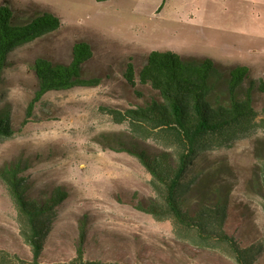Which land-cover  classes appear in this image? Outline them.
Wrapping results in <instances>:
<instances>
[{
    "label": "rangeland",
    "instance_id": "1",
    "mask_svg": "<svg viewBox=\"0 0 264 264\" xmlns=\"http://www.w3.org/2000/svg\"><path fill=\"white\" fill-rule=\"evenodd\" d=\"M1 6L10 7L16 25L39 13L62 21L58 31L13 51L0 82V120L9 118L13 132L0 139V171L19 167L29 200L48 202L57 190L68 194L55 209L40 262L69 263L82 246L87 260L108 264H234L217 252L181 244L170 221L158 222L138 209L156 198L151 176L138 159L119 150L160 148L115 123L110 110L158 98L149 86L131 88L124 73L130 59L139 73L151 52L162 51L185 61H213L223 75L209 79L215 108L230 106V71L246 67L236 97L250 95L261 112L264 0H0ZM79 41L94 52L83 77L100 78L101 84L49 92L28 116L39 87L34 62L69 64ZM263 151L264 133L258 132L230 148L201 154L190 175L197 193L190 210L228 198L227 231L245 247L264 237L263 201L252 181ZM0 251L33 260L1 179ZM256 264H264V254Z\"/></svg>",
    "mask_w": 264,
    "mask_h": 264
},
{
    "label": "trees",
    "instance_id": "2",
    "mask_svg": "<svg viewBox=\"0 0 264 264\" xmlns=\"http://www.w3.org/2000/svg\"><path fill=\"white\" fill-rule=\"evenodd\" d=\"M107 1L110 0H97L98 3ZM61 27V19L50 13H39L30 23L16 25L10 7L1 6L0 82L13 51ZM93 57L91 45L79 41L73 46L69 64L37 59L33 66L39 87L29 106L28 116L36 103L49 92L99 86L100 78L83 77V66ZM248 73L243 66L231 69V104L228 108H215L209 99L213 92L209 79L219 81L223 75L212 60L185 61L177 53L153 51L139 73L130 59L124 78L136 91L138 85L149 86L158 98L151 99L145 106L125 111L110 110L115 123L128 125L138 139L152 141L160 148L154 153L128 147L119 150L138 159L151 176L156 198L150 206L138 209L158 222L170 221L181 244L217 252L234 264H256L264 254V237L245 247L227 231L230 214L226 197L192 212L189 204L197 199V193L193 190L195 182L190 175L195 160L201 154L230 148L244 138L264 133V108L258 112L250 95L243 100L236 97V91ZM12 135L9 118L1 119L0 139ZM258 161L252 181L264 207V151ZM20 173L19 167L0 171V179L16 207L20 234L30 247L33 260L26 261L18 255L0 251V264H43L40 258L52 231L55 209L67 199L68 194L57 190L48 202L29 200L25 180ZM82 238H85L84 234ZM77 253L73 261L55 264H108L87 260L82 246Z\"/></svg>",
    "mask_w": 264,
    "mask_h": 264
}]
</instances>
